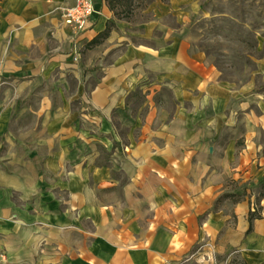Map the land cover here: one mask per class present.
Returning <instances> with one entry per match:
<instances>
[{
    "label": "crops",
    "instance_id": "1",
    "mask_svg": "<svg viewBox=\"0 0 264 264\" xmlns=\"http://www.w3.org/2000/svg\"><path fill=\"white\" fill-rule=\"evenodd\" d=\"M94 1L90 25L73 39L62 21L72 0H0L3 75L65 87L72 77L78 81L52 122L35 134L30 129L7 136L8 125L0 126V137L6 135L10 146L8 155L0 153V264H168L191 252L199 238L221 231L219 242L239 250L246 264H264V196L261 217L252 220L248 233L253 210L248 196L236 202L238 227L229 226L217 206L224 173L209 174L207 164L196 172L193 165L194 158L211 157L219 168L222 160L200 152L201 131L179 139L187 120L181 126L176 118L161 122L150 136L127 145L115 168L125 182L113 173V157L100 159L98 145H113V110L123 106L145 69L182 85L181 98L210 75L201 55L189 52L171 28L158 47L131 44L129 36L145 38L157 20L133 33L101 0ZM199 7L197 0H153L149 8L155 17L174 14L186 21ZM109 20L115 27L82 54ZM88 67L98 68L85 74ZM75 98L81 111L70 106ZM263 175L264 170L257 179Z\"/></svg>",
    "mask_w": 264,
    "mask_h": 264
},
{
    "label": "rangeland",
    "instance_id": "2",
    "mask_svg": "<svg viewBox=\"0 0 264 264\" xmlns=\"http://www.w3.org/2000/svg\"><path fill=\"white\" fill-rule=\"evenodd\" d=\"M101 1L116 19L125 20L133 33H141L144 23L149 25L157 20L145 38L133 34L128 42L144 43L152 49L166 42L171 28L174 36L189 44V52L201 55L210 77L202 87L184 92L186 97L181 98L182 85L145 69L132 83L123 106L113 110V145H98L100 159L106 162L113 157L110 164L117 174L115 168L127 145L150 136L161 122L176 118L181 126L187 120L189 126L178 130L179 139L201 131L204 149L200 152L222 160L219 168L211 157L207 162L194 158L193 165L196 172L207 164L209 174L215 170L224 173L217 206L229 217L227 224L238 227L235 212L239 198L248 196L252 211L260 213L264 184L258 185L257 178L264 170V0H197L200 7L186 21L174 14L155 17L149 8L153 1L113 0V7L111 0ZM110 27H115V22ZM91 45L95 43L83 46L82 54L84 47ZM124 46L122 43L115 47L114 54L120 53ZM136 63L139 65V61ZM97 68L88 67L85 74L96 72ZM77 84L75 77L65 87L62 82L47 79L4 76L0 70V126L8 125L7 136L10 132L29 133L30 129L35 134L52 122L55 112L69 100V93ZM70 106L82 109L76 98L70 100ZM7 136L0 137V153L8 155ZM118 175L126 181L125 175ZM222 234L221 231L217 237L199 238L191 252L168 264H235L243 259L239 250L219 242Z\"/></svg>",
    "mask_w": 264,
    "mask_h": 264
},
{
    "label": "built area",
    "instance_id": "3",
    "mask_svg": "<svg viewBox=\"0 0 264 264\" xmlns=\"http://www.w3.org/2000/svg\"><path fill=\"white\" fill-rule=\"evenodd\" d=\"M95 12L94 0H72L62 12V21L76 35L87 29Z\"/></svg>",
    "mask_w": 264,
    "mask_h": 264
},
{
    "label": "trees",
    "instance_id": "4",
    "mask_svg": "<svg viewBox=\"0 0 264 264\" xmlns=\"http://www.w3.org/2000/svg\"><path fill=\"white\" fill-rule=\"evenodd\" d=\"M103 1H105V0H103ZM113 0H111V3H113L111 6L113 7L114 6V2H112ZM153 0H148V3H151ZM163 1H167V0H163ZM201 6H202V3H201ZM110 24H111V21L109 20V22L107 23V27H106V29L103 31V32H101L99 35H97V37H95V38H93L92 40H91V43H96V42H98V39H103V38H105L107 35H108V33H109V29H110ZM264 184V175H263V177L258 181V185H263ZM264 196V194L263 195H261L260 196V198L261 197H263ZM261 217V215L259 214V213H256V212H254V211H250L249 212V216H248V219H249V222H250V226H249V228L247 229V233L251 230V223H252V220L254 219V218H260ZM238 263H240V264H246V261L244 260V259H240L239 261H236V263L235 264H238Z\"/></svg>",
    "mask_w": 264,
    "mask_h": 264
}]
</instances>
